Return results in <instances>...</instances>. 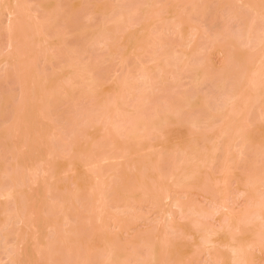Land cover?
Here are the masks:
<instances>
[{
    "label": "rangeland",
    "instance_id": "obj_1",
    "mask_svg": "<svg viewBox=\"0 0 264 264\" xmlns=\"http://www.w3.org/2000/svg\"><path fill=\"white\" fill-rule=\"evenodd\" d=\"M262 202L264 0H0V264H264Z\"/></svg>",
    "mask_w": 264,
    "mask_h": 264
},
{
    "label": "bare ground",
    "instance_id": "obj_2",
    "mask_svg": "<svg viewBox=\"0 0 264 264\" xmlns=\"http://www.w3.org/2000/svg\"><path fill=\"white\" fill-rule=\"evenodd\" d=\"M14 13H15V11L13 12L11 9L8 11V15H14ZM9 19H11V18H9ZM11 43V42H10ZM9 43V44H10ZM11 45V44H10ZM246 190L247 189H245V188H242L241 189V192H243V193H246ZM177 201V200H176ZM176 201L174 200L173 201V203H175L176 204V206H177V203H178V201H177V203H176ZM219 206H222V205H219ZM262 208H264V202H262V203H260V206H259V209L258 210H256V211H254V212H252L251 213V217H256V216H258V217H261V216H263L262 214ZM236 227H238V225L236 224V226H235V228ZM237 230V229H236ZM239 230H240V227H239ZM214 231V230H213ZM212 231V232H213ZM211 233V232H210ZM213 234H215V231L212 233V235L211 236H213ZM264 236V234H261V236ZM260 236V237H261ZM261 238H264V237H261ZM208 239V238H207ZM211 240V239H210ZM210 240H208V241H210ZM207 241V242H208ZM213 241V240H212ZM212 243V242H211ZM240 243V244H239ZM237 244V245H236ZM236 244H234V245H229V247L231 248V250H232V252L235 254L234 255V263H236V264H246L247 263V258H246V256H245V254H243L244 252H243V250H242V248L243 247H251V246H254L256 243L251 239H245L243 242H242V244H241V242H237ZM243 245H245V246H243Z\"/></svg>",
    "mask_w": 264,
    "mask_h": 264
}]
</instances>
